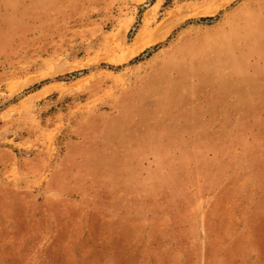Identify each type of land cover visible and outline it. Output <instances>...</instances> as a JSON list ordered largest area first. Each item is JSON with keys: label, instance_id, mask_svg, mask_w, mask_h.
<instances>
[{"label": "rangeland", "instance_id": "374dc122", "mask_svg": "<svg viewBox=\"0 0 264 264\" xmlns=\"http://www.w3.org/2000/svg\"><path fill=\"white\" fill-rule=\"evenodd\" d=\"M0 264H264V0H0Z\"/></svg>", "mask_w": 264, "mask_h": 264}]
</instances>
